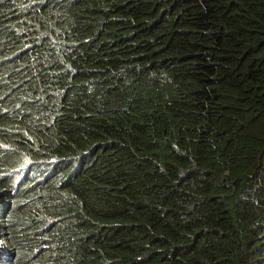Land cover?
Returning <instances> with one entry per match:
<instances>
[{
	"label": "trees",
	"instance_id": "16d2710c",
	"mask_svg": "<svg viewBox=\"0 0 264 264\" xmlns=\"http://www.w3.org/2000/svg\"><path fill=\"white\" fill-rule=\"evenodd\" d=\"M0 264H264V0H0Z\"/></svg>",
	"mask_w": 264,
	"mask_h": 264
}]
</instances>
